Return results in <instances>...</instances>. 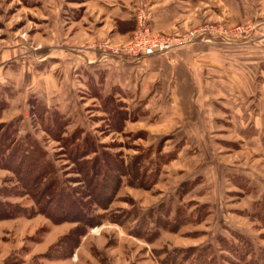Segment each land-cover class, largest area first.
Segmentation results:
<instances>
[{
    "label": "rangeland",
    "instance_id": "1",
    "mask_svg": "<svg viewBox=\"0 0 264 264\" xmlns=\"http://www.w3.org/2000/svg\"><path fill=\"white\" fill-rule=\"evenodd\" d=\"M245 1L253 12L248 22L231 21L220 5L217 15L202 5L168 32L153 29L150 13L171 0H135L126 20L108 15L112 4L123 1L0 0V124H12L0 132L9 129L20 151L36 143L54 165L59 187L97 217L85 232L77 222L55 221L45 211L52 204L29 195L30 182L24 185V177L0 167V201L13 210L0 217V264H264V135L241 139L237 134L244 135V129L231 130L226 112L205 113L211 108L207 102L186 104L183 90L173 97V84L167 88L160 75L139 95L133 86L107 85L106 64L83 66V54L131 62L127 50L138 40L139 50L143 45L158 50L139 64L131 62L141 76L143 70L153 73L150 65L175 67L178 51L197 42L249 41L263 49L257 64L252 61L258 49L245 67L260 75L264 0ZM160 44L168 48L159 50ZM151 57L159 60L149 64ZM58 129L61 140L93 142L85 159L107 153L112 168L113 161L126 172L134 169L132 162L139 165L136 178L121 176L107 208L85 194L87 177L71 159L72 142L65 146L56 139ZM257 131L246 130L250 136ZM165 204L180 228L141 232L140 221H160L156 209ZM206 247L211 252L205 254ZM180 250L190 251V258Z\"/></svg>",
    "mask_w": 264,
    "mask_h": 264
},
{
    "label": "crops",
    "instance_id": "2",
    "mask_svg": "<svg viewBox=\"0 0 264 264\" xmlns=\"http://www.w3.org/2000/svg\"><path fill=\"white\" fill-rule=\"evenodd\" d=\"M114 1H123V3L112 4L108 15L113 16V19H130V9L135 4V0ZM202 5L214 12L215 15L218 14L220 5L233 22H237L239 18L244 23L248 22L253 15L250 4L245 0H171L169 4L150 13L152 27L154 30L165 29L170 32L172 28L182 26V22H187L188 20L185 18L196 15V10ZM191 8H194V12ZM261 9L263 10V8ZM126 22H130L131 25V20ZM259 27L260 31H264V23ZM122 36L128 37V34ZM113 39L115 40L116 37ZM256 49L259 51L253 57L252 64H257V57L262 54L261 49L263 48L259 43L248 41L244 45L235 46V44H224L223 42H197L191 47L178 51L175 67L162 62L164 68L158 70L156 66L150 65V68H154L152 69L153 73L143 70L141 76L136 72L138 66L133 65L130 60L113 56L110 53H108L110 56L102 54L98 60H90L88 55L83 54L85 61L83 66L95 69L96 64H106L103 69H109L107 85L118 82L123 89L133 86L136 88V92L139 91V95H141V90L142 92L148 90L155 81H159L157 77L160 75L168 83L167 88L173 84V94L182 95L183 90L184 95L187 96L186 104L190 101L198 107L199 104L207 102L209 103L207 106H211V108H204L205 110L202 111L214 113V109H217L220 112H226L227 122H230L228 126L231 130L244 129V135L237 134L240 138L242 137L241 139L247 137L262 140L264 135V125L262 124V118H264V67H261L263 70L260 75L249 74V70L245 67L251 62V54ZM77 56L82 57V54L78 53ZM157 60H159L157 57H151L147 62L153 64ZM175 94L173 97L176 98ZM254 114L256 115L254 116ZM250 128L258 130L255 135L250 136L246 132ZM260 154L264 155L263 152Z\"/></svg>",
    "mask_w": 264,
    "mask_h": 264
},
{
    "label": "trees",
    "instance_id": "3",
    "mask_svg": "<svg viewBox=\"0 0 264 264\" xmlns=\"http://www.w3.org/2000/svg\"><path fill=\"white\" fill-rule=\"evenodd\" d=\"M125 23L130 24V22ZM54 120L55 119H53L52 122ZM10 126H12V124H0V129L2 130L3 128L5 129L6 127ZM46 129L49 132L51 131L49 127H46ZM58 130L59 132H55L56 139L64 143L66 141V144H64L65 146L69 142H72V147L68 146L71 159L78 162V167L82 169L83 175L87 177L83 179L85 181L84 183L89 186V188H87L88 192H85V194L89 193V195H95L97 197L96 202H101L103 209L107 208L108 204L111 203L110 200L112 196L115 194V192H117L118 186L121 183V176L128 174L129 177L136 178L137 173L139 172V165L137 162H132L131 164L133 165L131 166L134 169H132V172H126L127 169H125L121 163H118L117 161H113V168L110 167L108 164L110 155L107 153H100L98 156H95L90 160L85 159L89 153L91 154L88 149H92L93 142L90 144L88 143V140L86 141L85 139H79L80 142H74L72 139H70V141H68V139H62V141L60 136L63 129ZM82 146L85 148H82ZM21 148V145H19L16 140L12 139V133H10L9 129L7 131L0 132V167L9 169L12 172H16L18 175H20V178L24 177V181H22L24 182V185H27V181L30 182L31 187H26L29 191V195H32V197L39 203L40 201L50 202L52 205L47 206L45 211H48L50 213L49 215H51L55 221L77 222L79 225L78 230L80 229L79 231L83 232H85L86 228L94 226L97 217L88 214L85 211V208L79 204L76 197L70 195L63 188L59 187L60 181L57 178L58 176L56 169L54 165L46 159V154L42 152L40 147L36 143L30 142L29 145H23L24 149L22 151H20ZM115 171H117L118 176L114 175ZM2 203L3 202L0 201V217H8L13 215V210H11V208H9L7 205H2ZM41 206L42 205H40V207ZM169 206L170 205L165 204L156 209L161 211L158 213V215H160L162 218L160 221L152 217H150V219H152L151 221H148L145 218L142 219L138 224L141 227L140 231L145 232V230H147V232H152L155 230V228H160L161 226L164 229H179L181 226L180 221L177 218H171V211H167L169 209L167 207ZM9 210L12 212L9 213ZM154 212L152 215L155 214ZM150 224H152V228H150L152 230L149 229ZM153 235L154 234H151L150 236ZM237 237L239 241L244 244V246L250 245L244 242L243 236L238 235ZM223 244L227 246V241L224 240ZM231 249L232 251H235V254L240 252L232 247ZM211 250V247H206L203 251L205 254H207L209 251L211 252ZM189 252L190 251L188 250L183 251V254L185 253V257L187 259H189L191 255ZM170 257V259H173V256ZM204 264H210V262Z\"/></svg>",
    "mask_w": 264,
    "mask_h": 264
},
{
    "label": "built area",
    "instance_id": "4",
    "mask_svg": "<svg viewBox=\"0 0 264 264\" xmlns=\"http://www.w3.org/2000/svg\"><path fill=\"white\" fill-rule=\"evenodd\" d=\"M140 40H143V39H140ZM141 42L142 41L137 40L136 43L134 44L135 46L133 45L129 48V50H127L129 52V54L132 56V57H130V59H131V62H133L134 64L135 63L139 64L144 55L152 56L153 54L157 53L156 51H158L151 45H149V46L143 45V46H141L142 50H139L138 46ZM190 42H191V39L187 40V42L183 41V42H179L177 44H178V47L181 45L183 47L185 44L190 43ZM159 46H160L159 50H164V49L168 48V47H165L163 44H160Z\"/></svg>",
    "mask_w": 264,
    "mask_h": 264
}]
</instances>
